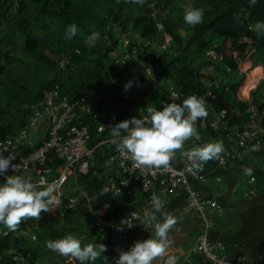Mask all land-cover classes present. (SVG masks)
Masks as SVG:
<instances>
[{
	"label": "built area",
	"instance_id": "2783aa9c",
	"mask_svg": "<svg viewBox=\"0 0 264 264\" xmlns=\"http://www.w3.org/2000/svg\"><path fill=\"white\" fill-rule=\"evenodd\" d=\"M29 0H15L10 10V16L15 14L22 2ZM255 23H243L240 28L241 40L249 48L252 44V35L250 26ZM159 31L165 30V24L162 21L157 23ZM117 46L110 52L112 57H118L123 53V58H128V49L133 41L145 42L138 33L128 31H117ZM220 42L212 43L205 50V57L211 63L205 68L207 76L216 77V65L224 62V55L220 51ZM135 54L136 49L132 50ZM237 58V53H234ZM60 66L65 67L69 58L65 53H61ZM240 58H237L238 68L240 69ZM145 75L150 85L159 83L157 76V67L154 63V57L148 56L144 61ZM231 67H226L225 71L230 72ZM209 87H217L219 80L209 79ZM171 101L176 102L181 95L169 87ZM173 97H177L175 101ZM239 99L244 100L239 94ZM248 98V97H247ZM92 105L85 97L70 98L62 91L60 84H55L47 90L44 97L32 106L26 124L13 135L0 141V151L5 156L11 155L12 163L15 165V171L11 168L5 175L0 176V182H5L7 175H20L33 182H39L43 185H53L57 191V198L62 195L63 188L71 181L76 180L80 174L87 173L90 161L94 156L95 148L89 147L91 137L90 125L80 122V117L85 113L92 112ZM247 120L240 129L239 126L229 127L225 119L226 111L217 112L209 121V126L215 130H223L226 134L229 146L224 148L221 159L215 160V166L225 167L231 162L240 160L246 153L253 151V146H258L260 150L264 149V111H260L258 106L251 103L245 110ZM147 116L148 114H142ZM109 121L113 122L115 116L110 114ZM135 117L141 118V114ZM45 126L44 135L39 136L40 126ZM104 126L99 129L103 130ZM114 152L108 156L104 162L107 171V178L104 184L108 193L114 195H125L135 193L139 189L145 196V202L138 208L131 210L120 220L107 217L110 208L109 203L100 207H94L97 199L96 195H90L85 190H79L78 195L72 196L66 200L63 207L66 211H74L80 202L84 199V208L90 214L93 223L100 232L106 234L107 249L115 263L118 259L120 250H129L133 242L131 231L138 232L139 240L147 239L154 230L155 221L145 216V210H152V197L158 196L165 208V196L171 189H180L186 195L187 205L199 216L201 221L199 233L197 234L193 251L202 255L209 264H264V255H258L249 258L241 254L234 259L229 258L222 247L211 239V231L215 226L213 215V201L206 198L201 191L193 185V182H206L208 180L207 164L202 171H196L191 168V161L185 153L195 146L204 144L201 140H189L184 149L178 152L179 164L171 162L167 169H149L137 166L131 159L121 155L117 150L116 143ZM102 141L98 145L104 143ZM259 150V151H260ZM58 159L60 164L55 163ZM255 177L250 178V183H255ZM250 189V193H254ZM102 210H105L102 212ZM23 224V225H22ZM128 225H133L128 227ZM3 236L12 234L24 241H36L38 239L35 227L29 224V219L25 220L16 231H8L3 227ZM6 255L12 264H45L38 259H32L18 247L10 248ZM2 257H0V261Z\"/></svg>",
	"mask_w": 264,
	"mask_h": 264
},
{
	"label": "rangeland",
	"instance_id": "374dc122",
	"mask_svg": "<svg viewBox=\"0 0 264 264\" xmlns=\"http://www.w3.org/2000/svg\"><path fill=\"white\" fill-rule=\"evenodd\" d=\"M111 1L41 0L29 17L22 12L17 16H9L5 20L0 27V130L3 128H20V125L28 119L32 106L37 104L40 98L44 97L49 89H47V86L56 78L63 80L68 86L76 88L78 92L83 93L87 97L88 102L92 106L100 108L103 114H106V112H116L126 106L132 107L135 114H148L147 107H156L154 102L156 93L153 92L155 87L150 88L147 84L148 80L145 75L144 61L148 56L156 59H166L175 56L186 46L187 36L197 33L199 26L205 24L207 19L204 16L203 22L196 26H190L184 22L182 5L191 3L194 6L195 0H174L173 11L169 14L162 12L166 6L165 0H147L146 4L142 7L132 4V7L139 13L154 14L155 16H159L158 14H160L159 18L164 22L165 30L162 35L146 39L144 43L133 41L128 49L129 55L126 58L128 62L124 63L123 53H120L116 58L110 56V52L117 46V42L111 34V18L108 16ZM168 8H171V5ZM208 9L214 8L211 6ZM25 18L29 21L30 25L27 29L31 31L32 37L26 38L24 33V29L27 27L24 22ZM77 19L82 20L85 26L84 29L80 28L82 30L81 33H78L72 40H66L65 31L67 27L72 23H77ZM91 26H95V29L101 35L95 46L87 45L88 55L85 58L91 61L101 59L104 60L105 64L109 65L105 72L106 80L101 84H96L94 81L96 78L87 70L77 73L75 69L69 68L68 64L71 63L69 62L70 60L66 62L65 67L60 66L59 51L80 52L79 49H76L80 41L90 34ZM210 35V32L207 33L206 39H209ZM214 38L216 37H213L211 40ZM258 38L259 35L253 33L251 37L252 44L249 48L246 47V55L240 60V71L246 75L245 80L248 78L247 74L251 70L256 69V67H262L261 72L264 73V66L258 65L253 67V62L251 61ZM214 42H220V40L214 39ZM36 46H38L37 52L44 54L51 61H54L57 67L40 61L35 54H32L31 50H34ZM110 49L111 51L109 52ZM134 49L137 51L136 54L132 51ZM192 50H196V46H193ZM197 59L200 62L201 59ZM258 77L262 78L257 86L261 85L262 81H264V74L258 75ZM91 78L93 79L91 80ZM88 79L89 81H87ZM245 80L240 87L245 85ZM129 81H132V86L126 90L125 85ZM86 82L88 85L82 86ZM240 87L236 93L238 99ZM251 91L248 96V93H244V90H241L243 92L242 95L245 94L248 98H251ZM257 94L263 100L264 88H260ZM255 105L258 106L260 111H264L259 104L256 103ZM203 119V122L202 119L199 120V126L201 134L204 137H207V135L211 137L222 136V132L215 131L206 126L205 118ZM41 129L42 131H39L40 137L44 135L46 128L42 127ZM2 183L0 182V184ZM80 189V184L76 180H71L62 191L64 201L67 198L78 195ZM67 212L65 215H63L65 212H62V216L64 217H60L61 220L58 217L54 220L51 219L54 222V224L52 223L53 226L56 227L50 230L49 234L47 231H42L41 234L38 232V240L34 244L37 245L46 236L50 237V239H45L43 246L38 244L41 248H31L33 251H36L35 259L43 262L44 260L46 261L48 255L43 254V251L49 250L46 242L48 240L59 239L67 234L64 233L66 230L64 222L70 215L66 216ZM76 213L74 212L70 216L72 217ZM72 219L70 221L74 222L73 234L78 236L83 235L84 238L87 237V242L89 243L96 236H98L97 239H101L103 235L106 240V234L98 231L94 223L93 231L84 233L85 228H82L80 222ZM60 222L62 223L61 228L57 225ZM89 223L92 224L91 222ZM0 230H2L1 227ZM87 230L89 229L87 228ZM56 256L57 258L66 259L65 256L58 253Z\"/></svg>",
	"mask_w": 264,
	"mask_h": 264
},
{
	"label": "trees",
	"instance_id": "16d2710c",
	"mask_svg": "<svg viewBox=\"0 0 264 264\" xmlns=\"http://www.w3.org/2000/svg\"><path fill=\"white\" fill-rule=\"evenodd\" d=\"M14 1L15 0H0V27L5 20L9 18L10 10ZM40 1L41 0H29L27 2H22L17 12L13 15L17 16L18 14L24 12L25 15L29 17L33 13L35 6L38 5ZM165 1L166 6L163 8L162 12H167L169 14L173 11L174 0ZM169 5H171V8H168ZM194 6L205 8L204 16L207 19V22L199 26L197 33L189 34L187 36L186 46L175 56H171L166 59L154 58V63L158 69L157 76L159 78V83L156 84L153 89V92L156 93V99L154 100L156 104L155 108L159 109L162 108L164 104L170 103L171 96L168 86L172 85L181 95V99L177 100V103H182L184 98L192 94L204 98L208 111V115L206 117L207 123L211 120V114L213 112L225 110V119L228 126L231 128L239 126L241 129L247 120L245 110L251 103H257L262 109H264V96L262 100L259 98V94H257V92L260 91V88H264V81H262L261 85L251 91L250 100L243 101L238 99L236 96L238 88L242 86V83L246 78V75L241 73L238 68L239 65L237 61V58L241 59L246 55V44L241 40L240 28L243 23L252 22L256 24L258 21H264V0H256L255 3H251L250 0H195ZM211 6L214 9H208V7ZM158 15L160 16V14ZM108 16L111 18V34L116 42L117 38H115V36L117 31H132L140 34L144 40L162 35L164 32L159 31L157 27V23L162 21L159 16H155L154 14L139 13L132 7V4L127 3L126 0H112L111 6L108 10ZM24 22L27 25L24 29L26 38L32 37L33 35L31 31L27 29L30 25L29 21L25 18ZM75 24H77L79 28L84 29L85 27L81 19H77V23ZM209 32L211 35L209 36V39H206V35ZM258 35L259 38L255 46V52L251 56L253 67L258 65L264 66V33ZM213 37H216L214 39L220 40V51L224 55V62L221 65L215 66L216 77L207 75L205 77L208 80H219V85L217 87H209L207 85V80H201V76L203 75L202 70L211 63L207 60L204 53L205 50L213 43L214 39L211 40ZM193 46H196V50H192ZM37 47L38 46H36L34 50L32 49L31 53L35 54L40 61L57 67L54 61H51L44 54L38 53ZM78 49L80 52L71 53L66 50H60L59 54L65 53L68 56L70 60L69 62H71L68 64V67H71L72 70L75 69L77 73H82L83 70H87L96 78L94 79L96 84L104 83L106 80L105 72L107 71V66L109 65L105 64V62H103L104 60L101 59L94 61L87 60L85 57L88 55V47L84 43V40L80 41L76 50ZM110 51L111 49L109 52ZM235 52L237 53V58L234 55ZM105 58L107 57L105 56ZM197 58H200L201 60L203 59L204 62H201V60L200 62L197 61ZM196 65L200 66L198 72L195 70ZM226 67H231L232 70L230 72H226ZM258 72H261L260 68L254 70L253 74L246 82V86L243 88L245 93H248L249 89L255 86L257 80L256 76L259 74ZM92 79L93 78H91V80ZM161 80H165L166 85L161 86ZM87 81H89V79ZM55 84H60L62 91L72 99L78 97H85L87 99L83 93L78 92L76 88L68 86L63 80L58 78L54 79L53 82L47 86V89L51 88ZM87 85L88 84L86 82L82 86ZM40 99L38 101H40ZM110 114L115 116V120L113 122L109 121L108 116ZM136 115L137 114L134 113L133 108L130 106L123 107L114 113L106 112V114H103L100 108L93 106L91 113H85L79 119L80 122L90 125L91 137L89 140V147L95 148V152L90 161L88 172L80 174L77 178V182L81 186L80 190H85L90 195L97 196V199L93 204L94 207H100L105 203L110 204V208L106 215L109 218L114 217L118 219L119 216L123 214L126 215L131 210L138 208L135 204V193L119 196L108 192H102L107 178V171L104 167V162L115 149V144L111 141L113 139L111 136V128L120 121L131 119ZM26 122L20 125V128L18 129L3 128L0 130V141L19 131L26 124ZM101 126H104L103 130L99 129ZM102 141L105 142L98 145ZM54 160L55 163L60 164L58 159ZM208 165L207 170L215 165L214 160H210ZM74 211L83 212L82 214L86 216L90 215L84 208L83 198L80 199L79 205ZM42 220L43 218L38 220L40 225H43ZM32 221V219H29V224H33ZM0 227L3 230V226L0 225ZM2 230H0V257H2L0 264H12L6 255L7 251L12 247H18L26 255H32V253H30V249H28V241L21 240L12 234L3 236L1 234ZM100 243L107 245V239L105 240L101 238L97 239L95 242L97 245ZM32 256V259L36 258V255ZM194 258V264H209L205 261L204 257L198 253H195ZM88 264L115 263L107 249L104 254H101V257L98 260L95 262L88 261Z\"/></svg>",
	"mask_w": 264,
	"mask_h": 264
},
{
	"label": "clouds",
	"instance_id": "9594fccd",
	"mask_svg": "<svg viewBox=\"0 0 264 264\" xmlns=\"http://www.w3.org/2000/svg\"><path fill=\"white\" fill-rule=\"evenodd\" d=\"M127 3L144 6L147 0H126ZM255 3L256 0H250ZM183 20L190 26L203 22L204 8L195 7L191 3L182 5ZM250 31L264 33V21H258L250 26ZM81 29L77 24H70L65 31V39L72 40ZM100 32L91 26V32L84 39L88 46H95L100 39ZM132 81L125 85L127 90ZM177 97H173L175 101ZM147 116L132 117L117 123L111 128V136L116 143L117 150L122 156L131 159L137 166L149 169H167L177 152H181L187 141L200 140L197 131V121L208 115L206 102L203 97L195 94L183 99L182 103L170 102L162 108L147 107ZM253 151H259L253 146ZM224 152L222 142H207L202 146H195L185 155L191 161V168L202 171L210 160L221 159ZM11 155L5 156L0 151V176L5 175L11 168L15 171ZM246 175L251 176L253 169L245 167ZM57 189L53 185H43L39 182L20 176L7 175L5 182L0 184V225L8 231H16L21 223L28 219L40 220L41 214L55 209L59 203L56 196ZM103 189L102 192H106ZM152 210H145V216L155 221L157 213H162V200L153 195ZM162 222L154 224V233L147 239L138 240L129 250H120L115 264H153L158 259L167 256L170 246L169 232L177 224V219L170 213H162ZM133 225H128L132 227ZM82 237L68 233L55 240H48L46 246L58 254L70 257L85 264L86 261L95 262L107 251V245L100 243H82ZM176 256H167L164 264H177Z\"/></svg>",
	"mask_w": 264,
	"mask_h": 264
},
{
	"label": "crops",
	"instance_id": "0c3cea01",
	"mask_svg": "<svg viewBox=\"0 0 264 264\" xmlns=\"http://www.w3.org/2000/svg\"><path fill=\"white\" fill-rule=\"evenodd\" d=\"M123 62H128V59L123 60ZM205 68L202 70L203 75L201 76V80H207L208 82V79H206L205 76L210 73H206ZM258 68H260L262 71V67H256V69ZM254 70H251L250 73L247 74L248 78L245 80V82L248 81ZM263 74L264 73L259 72L258 75ZM258 75L256 76L257 80L255 86L250 88L249 92L255 89L259 84L262 77L260 78ZM147 84L150 88L156 86L150 85L148 82ZM160 85H166V81L161 80ZM170 86L171 85L168 87ZM244 86L240 87L241 89H239V95L244 100H248L250 97L247 98L245 94H243V96V92H241ZM214 115H217V112H213L211 118ZM203 120L204 119H202V122ZM205 122L206 126L210 127L209 123L207 125L206 118ZM42 127L45 126L41 125L39 130L42 131ZM196 128L200 135V140L204 143L219 141L223 143L224 148L229 146V141L227 140L226 134L222 129L219 130V132H222V136L220 137L219 135L218 137H211L208 135L207 137H204L201 134L199 120L197 121ZM172 162L175 165L179 164L178 152ZM245 167H250L253 169L251 176L245 174ZM206 172L208 174V180L203 183L193 182V185L197 187L206 198L212 200L215 205L212 209L215 219V226L210 234L211 239L219 244L222 247L224 253L231 259H234L241 254L247 255L251 259L258 255H264V149L256 152L246 153L240 160L231 162L225 167H218L214 165L213 167L208 168ZM251 177H255V183H250ZM251 188L255 190L254 193H250ZM135 197V204L138 207L143 205L145 202V196L140 192L139 189L135 190ZM57 199L59 203L55 206V209L41 214V218H43V225H40L38 220L32 219V225L35 227L37 235H39V231L40 234L42 231H47L49 234L50 230H53L54 227H56L53 226L54 222H52V220L57 217L59 220H61L60 217H64L62 216V212H65L63 215L66 214L67 211L63 207V204L66 201H64V196L61 195ZM164 200L165 208L162 210V213H170L177 219V224L169 232V239L171 243L168 248L167 256H176L178 258L177 264H194L195 252L193 251V247L201 225L199 216L192 210V208L187 205L186 195L180 189H171L165 196ZM103 211L105 210H102V212ZM74 212L75 211H69L67 212L68 214L66 216L69 214L71 215ZM162 213L156 214V222H162ZM70 215L65 219L64 222L66 228L64 231L65 234L73 233L74 231V222L70 221L72 217L74 220H78V222H80L82 228H85L84 233L93 231L94 224L90 215L86 216L80 212H77L72 217ZM124 217L125 214L119 216L118 219L122 220ZM57 225L61 228L62 223L60 222V224ZM87 228L89 230H87ZM153 233L154 230L151 232L150 236ZM131 236L133 242L139 240L138 232L135 229L131 231ZM80 237L83 238V244L89 243L87 242V237L84 238L83 235H80ZM97 237L98 236H96V238L90 243L95 244ZM101 238L105 239L103 235ZM45 239H50V237L46 236ZM45 239H42V241L37 243V245L34 244V242H36L38 239L36 241L29 242L28 249H30V253H32V255H36V251H33L31 248H41V246H38V244L43 246L45 244ZM47 251H43V254L48 255L46 257V261H42L45 264H80L79 261L70 257H66V259L61 257L57 258V253L51 249ZM167 256L164 259H158L154 261L153 264H164V260L167 259ZM85 264H88V261H86Z\"/></svg>",
	"mask_w": 264,
	"mask_h": 264
},
{
	"label": "water",
	"instance_id": "95a60500",
	"mask_svg": "<svg viewBox=\"0 0 264 264\" xmlns=\"http://www.w3.org/2000/svg\"><path fill=\"white\" fill-rule=\"evenodd\" d=\"M199 68H200L199 65H196V66H195V70H196L197 72L199 71Z\"/></svg>",
	"mask_w": 264,
	"mask_h": 264
}]
</instances>
